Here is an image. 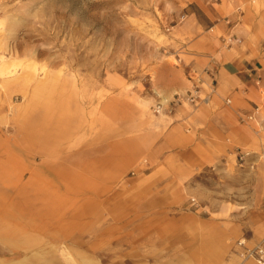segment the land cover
<instances>
[{"label": "rangeland", "instance_id": "obj_1", "mask_svg": "<svg viewBox=\"0 0 264 264\" xmlns=\"http://www.w3.org/2000/svg\"><path fill=\"white\" fill-rule=\"evenodd\" d=\"M248 45L264 59V0H0V213L11 216L0 218V264H132V249L152 248L132 224L183 211L215 222L209 251L192 224L153 243L152 264H206L207 252L213 264H258L245 252L264 242L224 241L222 221L239 204L260 210L259 164L239 177L203 169L199 192L170 211L141 209L152 199L132 185L150 170L149 154L134 155L150 129L211 102L206 60ZM255 105L261 147L236 154L264 160V92Z\"/></svg>", "mask_w": 264, "mask_h": 264}, {"label": "crops", "instance_id": "obj_2", "mask_svg": "<svg viewBox=\"0 0 264 264\" xmlns=\"http://www.w3.org/2000/svg\"><path fill=\"white\" fill-rule=\"evenodd\" d=\"M248 47L235 51V56H232L233 52L230 50H225L217 57L212 55L213 59H207L205 66L213 68L210 84L215 81V92L208 97L211 102L197 107H178L176 112L165 120L161 130L156 132L157 130L150 129L147 136L149 141L147 144L144 142L142 151H135L134 155L149 154L150 170L134 177L132 182L133 188L139 191L134 192L135 194H148L152 199L148 204H142L141 209L170 211L176 210L178 206L183 207L185 196L197 194L201 189L196 178L206 168L223 172L225 168L235 167V171L223 173V176L232 174L239 177L244 167L254 168L259 164L262 170L251 171L249 175L254 179H264V160L255 156L239 159L236 154L239 148L254 151L261 147V134L255 129L256 120L248 117L252 115V107L262 100L264 72H259L257 65L264 59L251 54L253 48L250 45ZM257 81L262 85H257ZM145 137L144 134V140ZM5 163H0V179L6 178ZM262 191L264 182H259L254 194L259 195L260 210L255 208L251 211L248 206L243 207L238 203L235 208L223 212V216L229 217L227 221H222L224 241L232 242L244 237L249 245L264 242ZM137 205L139 208L140 203ZM5 210L3 208L0 218H11ZM192 224H200L206 229L201 232V236L209 251L208 243L213 235L214 221L201 219L195 213L185 211L178 215L159 213L148 218L142 217L138 224L132 226L142 229V242L147 243L144 247L152 248L143 250L141 255L132 249V259H142L135 263L133 260L132 264H152L154 258L160 256L152 244H158L164 237L165 242L174 244L187 237ZM1 226L3 228L4 225H0V230ZM137 233L139 234L137 231L135 237L138 236ZM134 235H131L132 242ZM128 237L130 238L129 231ZM127 256L130 257V252ZM212 256L206 253V264H213L208 261ZM233 263L235 264V260Z\"/></svg>", "mask_w": 264, "mask_h": 264}, {"label": "built area", "instance_id": "obj_3", "mask_svg": "<svg viewBox=\"0 0 264 264\" xmlns=\"http://www.w3.org/2000/svg\"><path fill=\"white\" fill-rule=\"evenodd\" d=\"M190 100L193 101L194 99L190 97ZM264 107V105H262ZM260 107L258 105H255L252 108V115L249 116L248 118H254L256 119L257 117L255 115H258ZM251 155L249 151H244L241 154H239V159H242L243 157H248ZM194 204V200L191 199V205ZM246 257H251L253 258L258 264H264V247L256 245L251 248H247L245 252Z\"/></svg>", "mask_w": 264, "mask_h": 264}]
</instances>
